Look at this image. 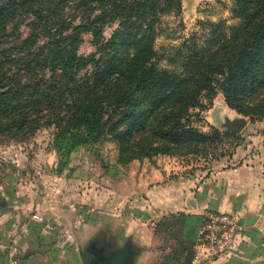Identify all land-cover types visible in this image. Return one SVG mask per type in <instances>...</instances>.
Returning a JSON list of instances; mask_svg holds the SVG:
<instances>
[{"label": "trees", "instance_id": "1", "mask_svg": "<svg viewBox=\"0 0 264 264\" xmlns=\"http://www.w3.org/2000/svg\"><path fill=\"white\" fill-rule=\"evenodd\" d=\"M72 1L87 7L93 1L105 3L119 11L117 17L106 14L120 20L118 28L100 40L105 13L93 14L90 5L84 21L75 24L64 13ZM125 1L0 0L1 137L54 125L60 171L72 148L106 139L107 134L117 142L140 136L146 137L148 147L153 140L171 148L205 137L191 126L189 111L205 108L200 94L215 84L230 107L251 119L264 116V0H240L243 23L231 37L218 35L204 45L196 37L186 39L176 66L159 64L152 38L167 1L179 10L180 0ZM143 6L159 11L147 17ZM85 30L97 45L88 55L78 52ZM250 87L251 104L243 110L239 90ZM170 217L183 229L192 219L198 226L204 221L184 212ZM190 246L186 250L182 242L165 259L183 256L177 264H191ZM6 257L0 254L2 264Z\"/></svg>", "mask_w": 264, "mask_h": 264}, {"label": "rangeland", "instance_id": "2", "mask_svg": "<svg viewBox=\"0 0 264 264\" xmlns=\"http://www.w3.org/2000/svg\"><path fill=\"white\" fill-rule=\"evenodd\" d=\"M167 2L169 6L162 11L164 13L158 14L160 21L152 38V44L158 52L157 57L161 58V66H171L173 62L176 66L181 62L186 50L183 46L186 39L196 37L197 43L204 45L209 38L218 35L231 37L243 23L240 0H180L179 10L176 9L177 6ZM138 3L142 1L139 0ZM90 5L93 7V14L105 13L100 40L110 38L120 20H111L106 14L117 17L119 11L109 8L105 3L93 1L88 7ZM88 7L72 1L64 8V13L72 18L73 23L80 24L84 21ZM143 8L144 6L141 9ZM155 9L159 11L155 6L151 10L144 8V16L151 17ZM96 48L91 32H82L78 52L88 55ZM250 89L251 87L239 90L242 98L239 107L243 110H249ZM200 100L206 105L205 108L192 109L189 114L191 126L205 137L195 136L192 141L171 148L167 143L160 145L153 140L152 146L148 147L146 137L140 136L130 142H117L107 134L106 139L72 148L64 157L67 162L60 171L54 144L57 128L54 125L41 126L19 137L0 136V185L9 172H12V179L8 181L12 186L20 188L22 183L23 187L32 189L38 200L47 196L57 203L59 199L68 202L74 214H89L86 217L93 219L95 230H100L101 234L112 231L115 235L127 228L128 221H142L148 227H153V233L155 232L154 243L145 248L151 253V264H177L181 259L184 260L183 256L168 261L165 256H171L181 249L182 242L186 250L192 245L195 252V246L200 242L201 225L198 226L192 219L188 227L184 228L187 229L185 231L180 223L173 225L175 219L170 217L179 212H158L154 215V210L149 208L146 192H134L138 189L140 180L147 179L154 167L163 171V168L172 164L176 166L173 170L178 172L181 171L180 167L186 165L189 166L188 170L206 171L212 168L216 160L232 155L243 145H249L253 149L264 141V116L251 119V115L230 107L219 84H215L212 91H203ZM236 118H243L245 124L240 131L233 132L225 121ZM4 150L7 151L8 161L1 157ZM61 152L63 156L66 155L65 148ZM147 187L146 184L145 188ZM57 208L60 212L68 211V208L60 207V200ZM126 243L136 252L142 247L133 233L125 232L117 246Z\"/></svg>", "mask_w": 264, "mask_h": 264}, {"label": "crops", "instance_id": "3", "mask_svg": "<svg viewBox=\"0 0 264 264\" xmlns=\"http://www.w3.org/2000/svg\"><path fill=\"white\" fill-rule=\"evenodd\" d=\"M3 153L2 159L8 161L7 151ZM175 167L166 166L164 172L154 167L134 191L146 192L154 215L184 212L201 215L205 221L208 213H226L233 216L240 234L232 250L213 255L197 242L191 264H264V141L253 149L243 145L206 171L188 170L186 165L178 172ZM12 176L9 172L0 185V254L7 255L5 264L10 257L19 264H85L83 255L91 242L101 240L107 254L117 248L125 232L133 233L142 246L132 264L153 261L145 249L154 243L153 227L132 219L123 232L101 234L86 217L89 214H74L68 202L59 199L60 207L68 208L60 212L59 200L36 199L22 183L20 188L12 186L8 182Z\"/></svg>", "mask_w": 264, "mask_h": 264}, {"label": "built area", "instance_id": "4", "mask_svg": "<svg viewBox=\"0 0 264 264\" xmlns=\"http://www.w3.org/2000/svg\"><path fill=\"white\" fill-rule=\"evenodd\" d=\"M200 234L199 247L205 248L209 255L228 252L234 244L240 242L238 226L233 216L226 213H208L201 225ZM7 264L19 262L16 257H10Z\"/></svg>", "mask_w": 264, "mask_h": 264}, {"label": "water", "instance_id": "5", "mask_svg": "<svg viewBox=\"0 0 264 264\" xmlns=\"http://www.w3.org/2000/svg\"><path fill=\"white\" fill-rule=\"evenodd\" d=\"M227 127L233 132H238L244 126L245 120L243 118H236L225 121ZM254 219L247 221V224H252ZM135 253L131 250V245L126 243L122 246H117L114 250L108 251L104 261L101 264H132Z\"/></svg>", "mask_w": 264, "mask_h": 264}, {"label": "flooded vegetation", "instance_id": "6", "mask_svg": "<svg viewBox=\"0 0 264 264\" xmlns=\"http://www.w3.org/2000/svg\"><path fill=\"white\" fill-rule=\"evenodd\" d=\"M131 250L134 249L131 247ZM136 251H134L135 253ZM106 252L104 251V245L101 240H95L91 242L85 249L84 262L85 264H101L104 261Z\"/></svg>", "mask_w": 264, "mask_h": 264}]
</instances>
